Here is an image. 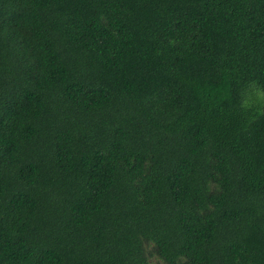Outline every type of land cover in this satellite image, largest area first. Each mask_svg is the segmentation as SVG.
<instances>
[{"label":"trees","instance_id":"obj_1","mask_svg":"<svg viewBox=\"0 0 264 264\" xmlns=\"http://www.w3.org/2000/svg\"><path fill=\"white\" fill-rule=\"evenodd\" d=\"M0 264H264V0H0Z\"/></svg>","mask_w":264,"mask_h":264}]
</instances>
